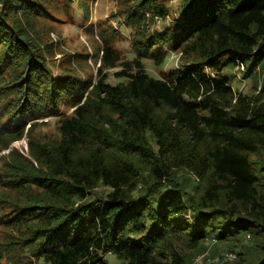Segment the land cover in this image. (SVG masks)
I'll list each match as a JSON object with an SVG mask.
<instances>
[{
  "label": "trees",
  "instance_id": "trees-1",
  "mask_svg": "<svg viewBox=\"0 0 264 264\" xmlns=\"http://www.w3.org/2000/svg\"><path fill=\"white\" fill-rule=\"evenodd\" d=\"M174 1L0 0V264H264V0Z\"/></svg>",
  "mask_w": 264,
  "mask_h": 264
},
{
  "label": "rangeland",
  "instance_id": "rangeland-1",
  "mask_svg": "<svg viewBox=\"0 0 264 264\" xmlns=\"http://www.w3.org/2000/svg\"><path fill=\"white\" fill-rule=\"evenodd\" d=\"M173 2H175V1L173 0ZM98 7L102 10L103 14H105L107 12V10H108V7H107L106 3L102 2V1H100L98 3ZM174 16H175V18L177 17L176 14ZM163 22L164 21L159 19V18H153V22L152 23H155V24H153L152 28L159 29L163 25ZM166 22H167V24H169L171 22V18L167 17L165 23ZM79 30H82V28L79 29ZM125 34L127 35L128 32L126 31ZM121 46H122V48H124L126 50V52L129 55V57H131V52H130L129 47L125 43H122ZM179 55H180L179 53L174 54V55L170 53L166 64L164 66H162L163 70L169 71V70L172 69L173 65L176 66L175 63L178 62ZM146 65H147L146 67H147L148 70H152L151 65L148 64V62L146 63ZM258 68H259L258 66L256 68H254V71L258 70ZM118 69L119 68H116L114 70H109V71L113 72V71H116ZM263 69H264V67H263ZM246 70L247 69L244 67V65H239L237 67L230 68L229 71L231 72L230 75L232 77L231 78L232 79L231 82H232L233 88L235 90H239V91H242V92H249L251 90V84H252L251 83L252 82L251 81V77H249V78H245L244 77V75L247 73ZM155 73H157V72L155 71ZM109 79H110V82H113V80H114L113 77H111V75H110ZM263 82H264V71L262 72L261 77L259 76V79L257 81V87L259 88ZM12 146H15L16 148L20 149L21 151L26 152L24 150L25 149V140L24 139L13 143ZM2 153H4V151ZM249 235L250 234H245V236L243 237L244 242H245V240H248L250 243H252V240H253L252 235H251V237ZM207 244L208 245L216 244L219 249H217L215 252H212V246L210 245L211 247L209 248V250H207L206 252L203 253L205 255L203 257V261L200 264H214L213 260L216 257L221 256V254L230 253V252L234 256L231 259H229V260H225L223 264H240L239 262H240L241 258H244V255H241V256L239 255V252L240 253L242 252L241 251L242 248H236L233 251L231 249L233 244L230 243V242L228 243V242L214 241L213 244L210 243V242H207ZM210 251L213 254H211ZM200 255H197V256H200ZM106 257H107V259H109L110 264H121L118 261H115V259L111 255H110V257H109V255H107ZM251 259L252 258L249 257V260L247 259V261H250ZM253 261H254V259L251 260V263ZM226 262H228V263H226ZM247 264H248V262H247Z\"/></svg>",
  "mask_w": 264,
  "mask_h": 264
},
{
  "label": "built area",
  "instance_id": "built-area-1",
  "mask_svg": "<svg viewBox=\"0 0 264 264\" xmlns=\"http://www.w3.org/2000/svg\"><path fill=\"white\" fill-rule=\"evenodd\" d=\"M204 255L205 254L202 253L200 256H196L193 264H200L203 261ZM233 256L234 255L231 252L230 253H224V254H221V256L216 257L213 261H214V264H223V262L225 260H229Z\"/></svg>",
  "mask_w": 264,
  "mask_h": 264
}]
</instances>
